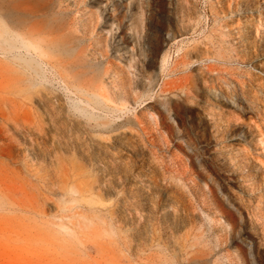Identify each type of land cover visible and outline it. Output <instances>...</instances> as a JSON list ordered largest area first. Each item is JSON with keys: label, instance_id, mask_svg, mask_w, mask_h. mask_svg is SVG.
Wrapping results in <instances>:
<instances>
[{"label": "rangeland", "instance_id": "374dc122", "mask_svg": "<svg viewBox=\"0 0 264 264\" xmlns=\"http://www.w3.org/2000/svg\"><path fill=\"white\" fill-rule=\"evenodd\" d=\"M0 264H264V0H0Z\"/></svg>", "mask_w": 264, "mask_h": 264}]
</instances>
